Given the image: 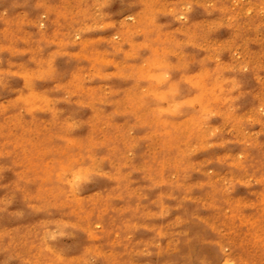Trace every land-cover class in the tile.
<instances>
[{
	"label": "rangeland",
	"instance_id": "obj_1",
	"mask_svg": "<svg viewBox=\"0 0 264 264\" xmlns=\"http://www.w3.org/2000/svg\"><path fill=\"white\" fill-rule=\"evenodd\" d=\"M162 1L0 0V264H264V0Z\"/></svg>",
	"mask_w": 264,
	"mask_h": 264
},
{
	"label": "bare ground",
	"instance_id": "obj_2",
	"mask_svg": "<svg viewBox=\"0 0 264 264\" xmlns=\"http://www.w3.org/2000/svg\"><path fill=\"white\" fill-rule=\"evenodd\" d=\"M160 2V8H166L167 7V3H163V1L162 0H146V4H145V7H144V15H145V18L146 19H151L152 18V16H154V12L157 10V9H153V8H151V6H153L154 4H155V2ZM137 5V4H136ZM124 6V5H123ZM129 8H130V6H129ZM132 8V7H131ZM129 10V9H128ZM149 10H151V14H150V16L151 17H148V11ZM15 11V10H14ZM15 13H16V11H15ZM14 15V14H13ZM159 15V14H158ZM148 21V20H147ZM104 53V52H103ZM101 54H102V52H101ZM68 56V55H67ZM123 57H124V55H123ZM78 58V57H77ZM86 59V58H85ZM109 59V58H108ZM100 60V59H99ZM88 64V63H87ZM70 74V73H69ZM28 76H29V74H28ZM69 80H70V78H68ZM19 96H20V94H19ZM38 98H40V96L37 94V97H36V99H38ZM148 103V102H147ZM28 138V137H27ZM115 139V138H114ZM28 140H29V138H28ZM115 141V140H114ZM117 142V141H116ZM115 142V143H116ZM120 142V141H119ZM114 143V142H113ZM120 146V145H119ZM13 147V146H12ZM101 149V148H100ZM44 152V151H43ZM107 153V152H106ZM117 155V154H116ZM118 156V155H117ZM45 157V156H44ZM5 158V157H4ZM116 158V157H115ZM41 159V158H40ZM43 160V159H42ZM40 161V160H39ZM12 163V162H11ZM19 166V165H18ZM21 166V165H20ZM19 166V167H20ZM38 166V165H37ZM6 171H8V170H6ZM11 171V170H10ZM13 171V170H12ZM14 172V171H13ZM4 173H5V170H4ZM15 174V173H14ZM87 174H88V169L87 168H85V169H83V170H81V171H79V176L81 177V178H83V177H85V176H87ZM14 177V176H13ZM5 182V181H4ZM7 182V181H6ZM12 185V184H11ZM10 185V186H11ZM12 187V186H11ZM20 190V189H19ZM22 190V189H21ZM6 191V190H5ZM21 194V193H20ZM4 195V194H3ZM17 195V194H16ZM34 240V239H33ZM184 249V248H183ZM180 251V250H179ZM179 253V252H178ZM225 264H229V262H225Z\"/></svg>",
	"mask_w": 264,
	"mask_h": 264
}]
</instances>
